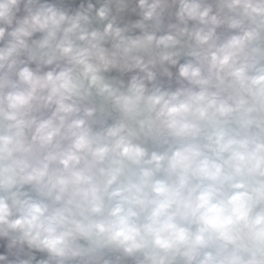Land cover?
<instances>
[{
  "label": "clouds",
  "instance_id": "1",
  "mask_svg": "<svg viewBox=\"0 0 264 264\" xmlns=\"http://www.w3.org/2000/svg\"><path fill=\"white\" fill-rule=\"evenodd\" d=\"M0 264H264V0H0Z\"/></svg>",
  "mask_w": 264,
  "mask_h": 264
}]
</instances>
